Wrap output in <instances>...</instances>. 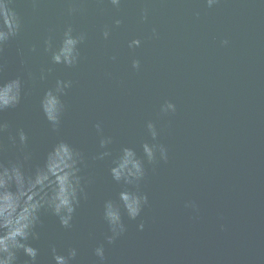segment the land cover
<instances>
[{
	"label": "water",
	"instance_id": "obj_1",
	"mask_svg": "<svg viewBox=\"0 0 264 264\" xmlns=\"http://www.w3.org/2000/svg\"><path fill=\"white\" fill-rule=\"evenodd\" d=\"M15 4L22 28L0 52V85L19 78L22 92L18 106L0 112L8 125L0 163L24 162L29 153L24 166L32 171L64 141L81 154L84 189L71 228L42 211L40 238L29 242L39 250L37 264H55L53 247L61 255L76 248L72 264H264V0ZM69 26L74 36L86 34L72 67L54 64L48 51L49 40L52 50L60 47ZM137 39L140 46L130 48ZM58 80L71 87L60 97L64 109L54 127L42 101ZM166 102L174 113L161 112ZM102 138L111 139L106 148ZM144 143L163 145L167 161L157 152L149 163ZM124 148L143 161L145 175L133 185L111 175ZM104 152L110 155L101 159ZM125 190L146 195L148 204L135 221L122 209L126 231L108 244L104 205L119 203ZM100 245L104 261L94 254ZM28 259L21 252L17 264Z\"/></svg>",
	"mask_w": 264,
	"mask_h": 264
},
{
	"label": "clouds",
	"instance_id": "obj_2",
	"mask_svg": "<svg viewBox=\"0 0 264 264\" xmlns=\"http://www.w3.org/2000/svg\"><path fill=\"white\" fill-rule=\"evenodd\" d=\"M35 3V0H33ZM110 4L119 8L122 0H109ZM218 3V0H207L209 7ZM70 8V12H75ZM144 19H147L145 13ZM122 20H115L119 27ZM22 28V21L16 10L15 0H0V52L4 46L17 37ZM73 28L69 26L64 32L63 41L57 50H52L51 41L48 42V51L52 53L54 64H63L67 67L74 66L79 60L78 45L86 39V34L73 35ZM110 31L105 29L103 37L107 40ZM227 44V41H224ZM140 40L130 42V48H137ZM132 67L140 68V61L133 60ZM71 87V82L58 80L54 90L46 92L42 101V110L46 119L55 127L60 124L64 105L60 99L65 89ZM22 81L17 78L0 85V112L13 109L20 104ZM176 106L166 102L161 107L163 114L174 113ZM7 123L0 121V133L7 130ZM97 131L102 133L101 126L96 125ZM148 131L153 140L158 133L154 123L147 124ZM19 143L27 145L28 137L23 130L18 132ZM13 144L16 137H10ZM111 143L110 138H102L100 147L106 148ZM143 152L149 163L156 162L157 152L160 159L167 161V149L163 145L143 144ZM110 155L108 152L101 154V159ZM31 159L29 153H25L24 162ZM24 162H12L5 166L0 163V264H17L18 254L23 253L29 259L25 264H37L39 250L29 243L38 240V226H42V211L50 212L59 218L61 226L71 228L76 209L80 204L83 194L82 177L80 175L81 154L69 143L60 141L47 153L41 166L32 171H26ZM111 168L112 178L116 182L123 181L133 185L143 179L145 170L143 161L129 148H124L122 155L114 161ZM148 204V197L135 192L122 191L119 193V203L107 201L104 205V219L109 226L111 235L107 237V243H114L126 231L122 218V209L129 219L135 221L143 208ZM186 207L196 208L194 203ZM143 230L144 224L139 225ZM55 264H72L77 259L76 248H69L67 255L58 254L56 248L51 249ZM94 254L100 261L105 259V247L98 246Z\"/></svg>",
	"mask_w": 264,
	"mask_h": 264
}]
</instances>
